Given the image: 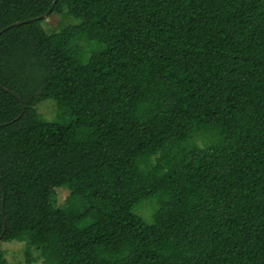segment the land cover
<instances>
[{"label": "trees", "instance_id": "1", "mask_svg": "<svg viewBox=\"0 0 264 264\" xmlns=\"http://www.w3.org/2000/svg\"><path fill=\"white\" fill-rule=\"evenodd\" d=\"M53 2L0 0V30L33 19L0 35L1 242L29 264H264V0Z\"/></svg>", "mask_w": 264, "mask_h": 264}, {"label": "rangeland", "instance_id": "2", "mask_svg": "<svg viewBox=\"0 0 264 264\" xmlns=\"http://www.w3.org/2000/svg\"><path fill=\"white\" fill-rule=\"evenodd\" d=\"M61 16L54 14V16L47 18V20L43 23L44 29L49 34L52 32H56L60 29L59 23ZM66 23H63V27H65ZM37 111L41 114L45 120L53 121L56 117L57 113V105L52 100H46L40 103L37 107ZM68 196V191L65 189L58 190V202L62 204ZM145 205V204H144ZM145 216L150 215L149 208H145L143 212ZM0 247L4 252L5 258L8 261V264H29L25 255V243H20L17 241H9V242H1ZM32 264H43V262L39 259L33 262Z\"/></svg>", "mask_w": 264, "mask_h": 264}, {"label": "water", "instance_id": "3", "mask_svg": "<svg viewBox=\"0 0 264 264\" xmlns=\"http://www.w3.org/2000/svg\"><path fill=\"white\" fill-rule=\"evenodd\" d=\"M58 0H54V2L52 3V5L50 6V8L48 9V11L42 16V17H47L51 12H52V10H53V8H54V6H55V4H56V2H57ZM41 17V18H42ZM33 21V19H30V20H27V21H22V22H16V23H14V24H11V25H9V26H6L5 28H3V29H1L0 30V35L2 34V33H4L5 31H7V30H9V29H11V28H13V27H17V26H20V25H23V24H25V23H29V22H32ZM0 87H2L1 85H0ZM18 100H19V102L22 104V99L20 98V97H18L17 95H15V94H13ZM22 109H23V112H25V106L22 104ZM1 126V125H0ZM1 185V184H0ZM1 189H2V191H3V188L1 187ZM4 203H5V193H4V191H3V195H2V202H1V213H2V219H3V232H2V234L0 235V242H1V240H2V238H3V235H4V233H5V231H6V217H5V213H4Z\"/></svg>", "mask_w": 264, "mask_h": 264}]
</instances>
